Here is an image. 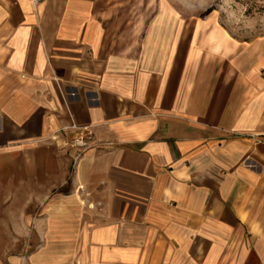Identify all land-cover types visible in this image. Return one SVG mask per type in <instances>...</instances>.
I'll list each match as a JSON object with an SVG mask.
<instances>
[{
	"label": "crops",
	"instance_id": "crops-1",
	"mask_svg": "<svg viewBox=\"0 0 264 264\" xmlns=\"http://www.w3.org/2000/svg\"><path fill=\"white\" fill-rule=\"evenodd\" d=\"M168 1L0 0V264H264V34Z\"/></svg>",
	"mask_w": 264,
	"mask_h": 264
},
{
	"label": "rangeland",
	"instance_id": "rangeland-1",
	"mask_svg": "<svg viewBox=\"0 0 264 264\" xmlns=\"http://www.w3.org/2000/svg\"><path fill=\"white\" fill-rule=\"evenodd\" d=\"M167 2L169 3L167 7H175L171 1L166 0ZM175 2L176 5L178 4L177 7L185 6L187 9L205 11L210 8L209 13H212L222 25L230 27L235 35L241 38L264 34V0H175ZM40 211L38 207L31 210L33 218ZM18 243L29 251L34 250L38 244L35 239Z\"/></svg>",
	"mask_w": 264,
	"mask_h": 264
},
{
	"label": "built area",
	"instance_id": "built-area-1",
	"mask_svg": "<svg viewBox=\"0 0 264 264\" xmlns=\"http://www.w3.org/2000/svg\"><path fill=\"white\" fill-rule=\"evenodd\" d=\"M33 2H34V4H35V3L37 2V0H33ZM262 72L264 73V69H263ZM71 127H72V128H76V125H75V124H72ZM74 142L77 143V142H78L77 139H74Z\"/></svg>",
	"mask_w": 264,
	"mask_h": 264
},
{
	"label": "trees",
	"instance_id": "trees-1",
	"mask_svg": "<svg viewBox=\"0 0 264 264\" xmlns=\"http://www.w3.org/2000/svg\"><path fill=\"white\" fill-rule=\"evenodd\" d=\"M210 12V8L206 9L205 11H203L201 14L202 15H205V14H208Z\"/></svg>",
	"mask_w": 264,
	"mask_h": 264
}]
</instances>
